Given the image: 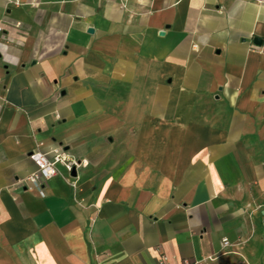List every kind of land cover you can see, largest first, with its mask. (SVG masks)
Instances as JSON below:
<instances>
[{
    "label": "crops",
    "instance_id": "obj_1",
    "mask_svg": "<svg viewBox=\"0 0 264 264\" xmlns=\"http://www.w3.org/2000/svg\"><path fill=\"white\" fill-rule=\"evenodd\" d=\"M195 262L264 264V0H0V264Z\"/></svg>",
    "mask_w": 264,
    "mask_h": 264
},
{
    "label": "built area",
    "instance_id": "obj_2",
    "mask_svg": "<svg viewBox=\"0 0 264 264\" xmlns=\"http://www.w3.org/2000/svg\"><path fill=\"white\" fill-rule=\"evenodd\" d=\"M29 159L35 165L36 170L26 179V182L29 186L36 189L42 196L44 184L57 176V165H63L68 173H71L73 168L80 165V163H77L75 160L70 158L62 150H53L50 153H43L40 151L32 152L29 155ZM222 244L224 247L229 246V242L227 240H223ZM194 264L201 263L195 262Z\"/></svg>",
    "mask_w": 264,
    "mask_h": 264
},
{
    "label": "water",
    "instance_id": "obj_3",
    "mask_svg": "<svg viewBox=\"0 0 264 264\" xmlns=\"http://www.w3.org/2000/svg\"><path fill=\"white\" fill-rule=\"evenodd\" d=\"M254 44L257 45V46H261L262 44V40L259 39V38H255L254 39ZM70 176L71 178H76V172H75V169L73 168L71 173H70Z\"/></svg>",
    "mask_w": 264,
    "mask_h": 264
}]
</instances>
